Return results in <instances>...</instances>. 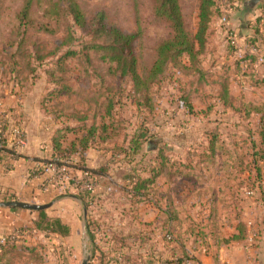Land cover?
Segmentation results:
<instances>
[{
    "label": "trees",
    "instance_id": "trees-1",
    "mask_svg": "<svg viewBox=\"0 0 264 264\" xmlns=\"http://www.w3.org/2000/svg\"><path fill=\"white\" fill-rule=\"evenodd\" d=\"M35 1L25 0L23 8L25 24L22 23L26 25L30 36L35 28L28 16ZM155 1L156 15L168 22L173 37L159 45L158 58L151 76L155 77V69L162 71L164 65L169 63L183 72L191 71L192 60L197 59V84L200 90L208 85L215 90L214 101H206L207 106L205 105L209 112L216 110L218 113L211 119L214 125L204 131L193 148L188 147L185 159L184 155L182 159L173 157L172 149L158 139L152 130V117H155L156 110L153 86L158 78L146 82L138 72L134 42L141 35L140 27L137 31L127 32L107 24L102 16L97 19L93 34L104 36L105 41L96 44L108 52L102 60L115 62L116 66L111 65L108 69L98 66L97 70L107 76L111 73L122 78L120 83L111 85V89H103L105 97H100V93L96 92L101 85L96 88L91 83L90 86L82 81L77 83L72 77L74 68L69 65V60L82 55L90 60L87 50L90 45L84 51L68 49L61 54L55 51L40 56L24 49L18 53L13 47L0 51V81L4 79L9 84L24 87L30 80H36L44 74L46 83L51 85L41 98V107L57 125L51 141L52 153L51 157L36 159L43 164L54 159L59 167L89 171L104 178L103 183L102 179L96 180L104 185L103 191L96 189L74 193L86 210V229L93 245V258L99 253L101 264H105V259L112 253L119 256L116 258L118 261L122 257L125 264H142L145 261L149 251L147 247L151 248L155 229L152 228V223L139 219V204L152 198L161 212L156 221L162 222L161 226L166 231L164 237L175 253L176 264L192 259L189 245L195 248L197 244L207 246L206 241L214 231L209 228L205 232L196 221L189 222L188 217L182 216L174 201L177 196L174 187L167 191L159 187V180L166 171L172 183L179 180L178 178L191 180L196 169L197 183L206 176L220 179V202L215 198L208 199L211 210L207 223L213 225L217 220L214 214L217 211L214 209L220 203L226 217L230 218L232 215L238 229V233L225 239L226 242L248 239L249 224L243 220L240 194L245 188L254 191L257 184L262 185L264 179V101L253 102V99H263L264 96L261 97L257 91H252L253 97L246 94L234 95L231 89L233 75L230 65H224L219 72L214 70L213 63L209 67L203 66V59L215 51L210 36L218 0H200L199 25L194 35L187 29L180 0ZM67 5L74 24L82 30L88 29L86 17L77 2L67 0ZM260 10L252 26L254 34L246 35L259 50L264 48V33L261 31L264 3ZM37 29L48 30L44 24ZM240 35H243L242 31ZM227 49L234 53L235 45L227 43ZM184 56L189 58L190 64L181 61ZM248 62V67L242 66ZM254 63L256 55L247 51L242 58L235 61L234 73L247 79L255 87H264V75L259 69L264 64L255 67ZM77 70L79 77L93 73L88 67L80 66ZM189 95L191 94L186 93L181 97L182 107L187 113L193 114L194 101ZM202 111V114H207ZM219 145L222 152L217 151ZM91 148L108 157L99 168L88 166L87 152ZM6 152L9 154L8 158L12 154L16 155L11 148L6 149L4 156L7 155ZM216 163H219L218 168L214 167ZM116 167L127 172L122 182L117 181L114 173L111 174ZM43 174H46V170L40 166L30 177ZM110 175L113 180L108 178ZM70 181L72 185L76 184L74 178ZM197 186L198 190L203 188ZM66 192L57 197L71 194L68 189ZM203 193L204 190L199 192L200 199ZM36 212L37 217L33 224L16 227L12 232L14 236L8 235L6 242L0 243V264H46V257L41 251L45 244L28 242L23 238L27 231L36 230L46 237L54 234L69 236L71 233V226L60 217L51 216L46 210ZM125 219L128 226L137 219L143 228H130L125 231L118 227V222ZM186 222H189L188 226Z\"/></svg>",
    "mask_w": 264,
    "mask_h": 264
},
{
    "label": "rangeland",
    "instance_id": "rangeland-1",
    "mask_svg": "<svg viewBox=\"0 0 264 264\" xmlns=\"http://www.w3.org/2000/svg\"><path fill=\"white\" fill-rule=\"evenodd\" d=\"M75 1L86 17L88 29L82 30L71 20L67 0H36L28 16V19L32 20L31 24L35 28L33 34L30 36L23 21L25 0H0V51L6 47L7 49L13 47L18 53L24 49V51H31L36 53V56H40L55 51L61 54L68 49H82L84 51L87 49V45H90L87 49L91 56L90 60L85 59L83 55L72 57L69 60V65L74 68L72 77L77 83L78 81H82L84 84L88 86L92 85L96 88L101 85L96 92L100 93V97H105L103 89L105 87L108 90L111 89V85L120 83L122 78L119 75H112L111 73H108L110 76H107L104 72L97 70L99 69L98 66L107 67V69L111 65L112 67L115 66V62L102 60V57L107 55L108 52L107 49L101 48L96 44L105 41L104 36L98 33L93 34L94 29L96 30L97 27V19L102 16L107 24L115 25L127 32L137 31L140 27L141 35L134 42L138 72L143 81L146 82L158 78V82L153 86L156 110L155 119L152 117L154 120L152 130L156 133L158 139L163 140L172 149L171 154L174 155L173 157L182 159L184 155L185 159V152L189 149L188 147L193 148L200 141L202 132L214 124H209L207 116H202V110H204V113L211 114V112L207 111L206 101H214L215 90L211 85L205 86L203 90H200V86L197 84L199 68L196 69L199 61L197 62V59L192 60L191 71L184 70L183 72L182 69L174 68L169 63L168 65H164L162 71L155 69V77L151 76L152 69L158 58L159 45L164 40L173 37L168 22L156 15L155 0ZM180 1L187 29L191 35H194L199 25L200 0ZM241 2L242 0H218V6L215 8L213 16L215 21L213 20L214 23L212 22L211 45L215 44L219 30L225 33V28L220 18L232 11L236 12L241 7ZM260 7L258 8L259 11H261ZM41 24L47 25L48 30H38L37 28ZM261 31L264 33V25L262 24ZM181 61L190 64L187 56L182 57ZM210 65L211 61H208L205 57L203 59V66L209 67ZM80 66L92 69L93 73L84 74L79 77L77 69ZM1 81L6 80L1 79ZM89 83L91 84L89 85ZM28 84L34 85L33 88L42 93V96L51 87V85L46 83L44 74L36 80H30ZM184 91L191 94L189 98L194 101L195 110L193 114L187 113L184 107H182L181 97L186 95ZM263 93L264 91H262ZM238 94L237 96H241ZM249 95L253 97L254 92L251 91ZM0 114L4 113L0 112ZM212 117H215V115ZM10 121L11 123H15L12 119ZM21 126L23 125L21 124ZM107 158V156H104V161ZM112 172H115L114 176L116 179L123 178L127 174L126 170L117 167ZM166 172L158 183L159 187L164 190L166 188L165 179H168ZM197 175L198 170L196 169L191 180H180L178 178L179 180H175L173 183V187L177 193L174 201L177 210L183 217L185 214L190 215V212L195 209H200V203L198 202L200 191L197 186ZM58 179V177L50 176L45 180V191L49 192V190L53 189L54 185L57 186ZM80 188L86 189L84 186ZM254 194H249V196L253 197ZM66 196L71 197V194L68 193ZM188 196L192 201L187 203ZM53 200H56V197L49 192L46 193L44 199L41 198V200L37 199L29 202L43 204ZM64 206L63 210H59V208H55L53 205L47 211L53 214H63V218L73 224L75 235L72 238H64L59 235L46 237L43 233L35 231H27L26 233L28 238L25 239L28 242H43L45 244V247H42L41 251L46 257V264H82L87 251L91 252L88 234L85 233L83 226L85 220L83 209L74 202H71V200ZM14 209H19L18 211L20 212L22 210L29 211L28 209ZM0 212H3V210H0ZM2 231L4 233L0 232V237L7 236L8 231Z\"/></svg>",
    "mask_w": 264,
    "mask_h": 264
},
{
    "label": "crops",
    "instance_id": "crops-1",
    "mask_svg": "<svg viewBox=\"0 0 264 264\" xmlns=\"http://www.w3.org/2000/svg\"><path fill=\"white\" fill-rule=\"evenodd\" d=\"M259 14L260 11L257 10L256 15L251 17V26H253V24L256 22V18L259 16ZM232 24L233 26L237 27L240 32L242 31L239 21H233ZM262 25H264V22ZM218 32L219 33L214 44L215 51L213 53H209L206 56V59L213 63V68L216 72L221 71L224 65H230L232 67L231 71L233 80L231 89L234 95L237 96L239 93L240 95L246 94L250 96L249 94L251 91H257L261 97L264 96V94H262L264 87H255L250 84L247 79H244L237 73H234V64L237 60L235 51L232 53L227 49L228 42L226 40L225 33H222L221 30ZM241 37H246V39L240 40V45L245 49H249L251 45L254 46L252 41L247 39L246 35L243 34ZM248 51L250 52V50ZM249 64L250 62L243 64L242 66L248 67ZM259 65L260 64L257 63L253 64L255 67ZM259 69L264 75V65H260ZM33 86L34 85L32 84H27L26 86L21 87L19 85L9 84L6 81H0V112L4 113L1 115L10 118L9 120L12 119L15 123L20 125L22 124L26 131V144L17 150L16 155L14 157L8 158L9 154L6 152L7 155L0 159V200H41V198L44 199L46 193L50 192L52 195H54V197H56V202L53 205L55 208H59V210H63V207H65L64 205L69 200H71V202H74L83 209L85 219L83 226L85 228V233L88 234L86 229V210L80 198L78 196L74 197L76 196L74 193L80 192L83 189L76 188L75 185H72L71 181L66 178L58 181V183H56L57 186L54 185L53 189L49 190L48 192L45 191V180L51 176L50 173L30 177L31 169L38 163H41L36 158L51 157V141L57 127L52 119L44 113L41 107L42 93H39V91L33 88ZM262 101H264V98H259V100L255 101L253 99V102L257 103ZM207 111H209V108ZM217 114V111L214 110L211 112V114H202V116L207 115V120L209 124H211L214 123L211 121L212 116H217ZM15 118L17 121L14 120ZM230 148H232V146ZM217 151L222 152L220 145L217 147ZM87 153V163L89 167L99 168L102 164H104L105 155L101 151L91 148ZM218 165L219 163H216L214 167L218 168ZM70 170L72 172L74 171V174L78 177H82L84 174V171L82 170L75 168H70ZM207 173L210 174V172ZM98 176V179H102L101 181L103 183L104 178L101 175ZM108 178L112 180L114 179L111 177ZM122 180V177L117 179L118 182H122ZM165 182L166 191L170 190L171 187L173 189V183L171 180L165 179ZM261 184V186L257 184L253 197H250L248 193L246 194L244 192H247V190H249L248 188L243 189L240 194V200L244 211L243 220L249 224L250 232L248 239L226 242L225 239L238 233V229L235 225L232 215L230 218H227L225 210L222 209V205H220V203L217 204V207L214 209L217 211L214 213L215 216H217V220L213 225L209 224L210 226L207 223V216L211 210L209 208L210 205L208 204V199L215 198L218 200V202H220L219 191L222 185L221 181L217 177L209 176H206L205 179H201L198 185L203 186L201 190H204V193L201 196V199L198 198L200 209H195L190 212V215L185 214L184 216L188 217L189 222L196 221L201 226V229H203L205 232H208L209 228H211V230L214 232L210 233L211 238L209 237V239L206 241L207 246L197 244L196 248H194L189 245L192 259L190 258L188 260H184L183 264H264V179L262 180ZM67 189L71 192V197L66 195L59 198L57 197L60 194H66ZM96 189L101 192L105 188L103 184L97 182L95 190ZM190 201H192V199H190L188 196L186 202L188 203ZM139 207V219L152 223V228L155 229V234L151 241V248L153 249H151L149 246L147 247L149 253L142 264H176L174 260L175 253L171 248V245L165 240L164 234L166 231L161 226L162 222L156 221V219L161 216V212L156 206L155 199L152 198L147 202H141ZM48 209H46V211ZM0 210H3V212H0V232L4 233L2 230H6L8 231L7 235L13 232V230L18 226L33 224L37 217V212L29 209L27 212L24 210L20 212L18 211L19 209L0 207ZM47 213L51 216L60 217L64 222L71 226V233L69 236H59L64 238H72L75 235V228L73 224L69 221H66L63 218V214H53L49 213L48 211ZM162 217H165V215ZM127 222V219L118 222V227L124 228L125 231H128L130 228L137 230L143 228L137 219L133 220V223L130 226L127 225ZM189 222H186L188 223L187 226L189 225ZM34 231L37 232L36 230ZM23 238H28V236L23 235ZM89 244H91L90 253L92 255L90 264H101L100 254L98 253L93 258V245L90 240ZM116 258H119V256L116 253H112L110 257L105 259V264H125V261L122 257H120V261L116 260ZM121 260H123V262H121Z\"/></svg>",
    "mask_w": 264,
    "mask_h": 264
},
{
    "label": "built area",
    "instance_id": "built-area-1",
    "mask_svg": "<svg viewBox=\"0 0 264 264\" xmlns=\"http://www.w3.org/2000/svg\"><path fill=\"white\" fill-rule=\"evenodd\" d=\"M234 13V11L230 12L229 14H225L220 18L221 23L224 25V32L225 37L228 43L235 45V54L237 58H242L244 54L250 50V52L254 53L256 55V63L257 64H264V48L259 50L255 46H250L249 49H245L243 46L240 45L241 39H246V37H241L240 31L237 27L233 26L231 21V15ZM25 128L21 126L18 123H11L8 117L3 116L0 114V159L4 156L6 149H13L15 150V153L17 150L24 146L26 144L25 142ZM11 157H14V154L11 155ZM43 167L46 170V173H50L51 177H58V181L62 179H68L71 178L75 179V187L78 189H81L80 187L84 186L86 189L84 190H90L95 191L96 187V180L99 178L98 175L93 174L89 171H84V174L82 177H78L70 169H67L65 167H59L57 165V162L53 159L48 162V164L38 163L35 165L31 171L30 175L32 173H36L38 167ZM35 177V176H34ZM82 183V185H81ZM249 194H254L255 191L248 190ZM10 237H13L14 234L11 232L9 234ZM8 238L7 236L0 237V243L6 242ZM169 238H171L169 236ZM145 264H151V263H145Z\"/></svg>",
    "mask_w": 264,
    "mask_h": 264
},
{
    "label": "water",
    "instance_id": "water-1",
    "mask_svg": "<svg viewBox=\"0 0 264 264\" xmlns=\"http://www.w3.org/2000/svg\"><path fill=\"white\" fill-rule=\"evenodd\" d=\"M264 3V0H242L241 7L231 15V21H239L244 35H253L254 30L251 26L252 16L256 15L258 8ZM77 197V196H74ZM56 201L53 200L48 203L38 204L24 200L11 199L0 200V207L2 208H20L29 209L32 211H43L51 207ZM91 253L87 251L82 261V264H90Z\"/></svg>",
    "mask_w": 264,
    "mask_h": 264
}]
</instances>
